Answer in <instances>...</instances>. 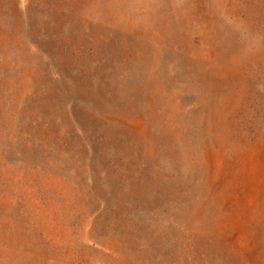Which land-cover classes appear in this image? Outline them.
<instances>
[{
  "label": "rangeland",
  "instance_id": "374dc122",
  "mask_svg": "<svg viewBox=\"0 0 264 264\" xmlns=\"http://www.w3.org/2000/svg\"><path fill=\"white\" fill-rule=\"evenodd\" d=\"M0 147L70 264H264V0H0Z\"/></svg>",
  "mask_w": 264,
  "mask_h": 264
},
{
  "label": "trees",
  "instance_id": "16d2710c",
  "mask_svg": "<svg viewBox=\"0 0 264 264\" xmlns=\"http://www.w3.org/2000/svg\"><path fill=\"white\" fill-rule=\"evenodd\" d=\"M90 146L93 148V143L90 142ZM5 153L0 147V264H70L66 257L70 255V249L52 242L45 231L38 230L25 203L28 199V203L30 200L39 208L49 206L51 187L37 182L40 171H33L31 178L26 172L7 169ZM17 154L22 155L21 152ZM59 198L64 195L59 193ZM2 204L8 211L2 208ZM73 214L77 215L74 210ZM5 219L12 223V230L6 228ZM27 221L30 228L22 231L20 225Z\"/></svg>",
  "mask_w": 264,
  "mask_h": 264
}]
</instances>
